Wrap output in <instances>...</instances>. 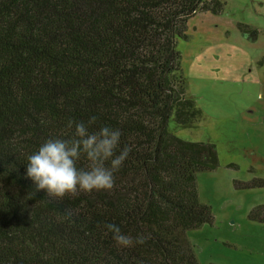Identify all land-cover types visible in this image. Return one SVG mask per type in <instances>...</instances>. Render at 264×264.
I'll return each instance as SVG.
<instances>
[{
	"label": "trees",
	"instance_id": "trees-1",
	"mask_svg": "<svg viewBox=\"0 0 264 264\" xmlns=\"http://www.w3.org/2000/svg\"><path fill=\"white\" fill-rule=\"evenodd\" d=\"M217 0H0V264H198L211 142L176 39ZM263 184V182H261Z\"/></svg>",
	"mask_w": 264,
	"mask_h": 264
},
{
	"label": "rangeland",
	"instance_id": "rangeland-1",
	"mask_svg": "<svg viewBox=\"0 0 264 264\" xmlns=\"http://www.w3.org/2000/svg\"><path fill=\"white\" fill-rule=\"evenodd\" d=\"M217 1L218 13L196 12L176 39L203 119L194 128L171 120L169 129L211 142L218 157L215 170L196 175L213 220L186 236L198 264H264V0Z\"/></svg>",
	"mask_w": 264,
	"mask_h": 264
}]
</instances>
